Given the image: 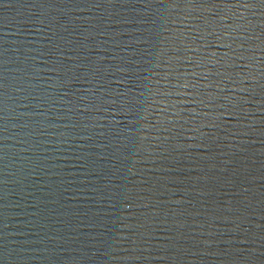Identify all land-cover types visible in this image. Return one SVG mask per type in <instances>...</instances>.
<instances>
[{
    "label": "water",
    "instance_id": "obj_1",
    "mask_svg": "<svg viewBox=\"0 0 264 264\" xmlns=\"http://www.w3.org/2000/svg\"><path fill=\"white\" fill-rule=\"evenodd\" d=\"M0 264H264V0H0Z\"/></svg>",
    "mask_w": 264,
    "mask_h": 264
}]
</instances>
